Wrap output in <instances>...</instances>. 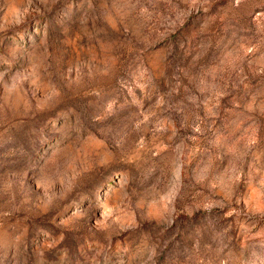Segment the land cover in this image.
<instances>
[{
  "label": "rangeland",
  "instance_id": "1",
  "mask_svg": "<svg viewBox=\"0 0 264 264\" xmlns=\"http://www.w3.org/2000/svg\"><path fill=\"white\" fill-rule=\"evenodd\" d=\"M0 264H264V0H0Z\"/></svg>",
  "mask_w": 264,
  "mask_h": 264
}]
</instances>
